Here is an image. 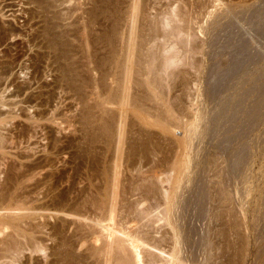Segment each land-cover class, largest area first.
<instances>
[{
    "label": "rangeland",
    "instance_id": "obj_1",
    "mask_svg": "<svg viewBox=\"0 0 264 264\" xmlns=\"http://www.w3.org/2000/svg\"><path fill=\"white\" fill-rule=\"evenodd\" d=\"M262 31L264 0H0V210L33 246L0 261L130 264L104 220L145 264H264Z\"/></svg>",
    "mask_w": 264,
    "mask_h": 264
},
{
    "label": "bare ground",
    "instance_id": "obj_2",
    "mask_svg": "<svg viewBox=\"0 0 264 264\" xmlns=\"http://www.w3.org/2000/svg\"><path fill=\"white\" fill-rule=\"evenodd\" d=\"M138 8V7H137ZM261 14V13H260ZM254 15V14H253ZM252 15V16H253ZM133 24V23H132ZM135 26V25H134ZM133 32V31H131ZM264 32V31H262ZM264 34V33H263ZM260 35V34H259ZM133 40V39H132ZM132 42V41H131ZM263 43V42H262ZM247 48L246 46H242L239 51H238V57L237 59L239 58L240 60L241 59H245V55H247ZM248 56V55H247ZM238 59V60H239ZM239 60V61H240ZM242 60V61H243ZM237 62L235 61V66H240L241 65V62ZM244 63H247V62H243V65ZM243 65H242V68H243ZM241 67V66H240ZM239 68L242 69V68ZM250 68V67H249ZM236 69V68H235ZM234 70V69H233ZM237 70V69H236ZM235 70V71H236ZM231 71V70H230ZM234 71H232V74H233ZM231 73V72H230ZM229 74V73H228ZM231 75V74H230ZM234 77V76H233ZM224 78V77H223ZM222 78V79H223ZM230 78V76H229ZM232 78V77H231ZM219 81V80H218ZM226 83L224 82V85ZM263 85V84H262ZM224 87V86H223ZM255 88V86H253ZM260 87V86H259ZM251 88V87H250ZM256 89V88H255ZM263 89V88H262ZM261 89V90H262ZM264 90V89H263ZM262 90V91H263ZM250 91V90H249ZM252 91V90H251ZM250 91V92H251ZM258 91V90H257ZM260 91V90H259ZM249 92V93H250ZM254 92V91H252ZM263 93V92H262ZM252 95V94H251ZM260 95V94H258ZM261 96V95H260ZM257 98V97H256ZM240 102V101H239ZM239 104V103H238ZM227 116V115H226ZM224 118V117H223ZM230 119V118H229ZM231 120V119H230ZM224 121V119H223ZM230 124V123H229ZM231 125V124H230ZM232 126V125H231ZM230 137V136H229ZM240 137V136H239ZM227 138V136H226ZM29 213V212H28ZM31 213V212H30ZM29 213V214H30ZM27 214L25 213H19L17 211H13V210H0V234H3L5 235L4 238H0V260L1 259H8L10 257V259H13V258H17V256H19L23 251H25L26 249H29V250H33V246L32 244L30 243H25L23 241L20 240V237H23V239L27 238V235L26 234H21L19 233V230H21V224L20 222L18 223L17 221L23 219L24 217H26ZM30 217V216H29ZM114 219V218H113ZM101 222H104L101 221ZM101 222H98L99 225L98 226H101V231L100 233L102 232L103 235L105 237V239L102 237V240L104 241H101V244L96 248L95 251V255L96 254H101L103 253V255H107V253H116L115 256H118L121 254H124V253H128L129 258L132 257V259L129 261H127L128 263L130 264H145L144 260H143V255H142V250L144 249L145 251L149 252L151 251L150 249H147L144 248V244L147 245V246H150L152 247L149 242H147L148 240L147 239H143L139 236L140 234H135V233H132V232H122V231H118L117 229H115L113 226H110V225H105ZM137 223V222H136ZM25 225V224H24ZM21 228V229H20ZM9 229H12L14 232H15V235L11 234L10 232L6 233L7 230ZM117 230V231H115ZM143 231V230H142ZM21 232V231H20ZM23 232V230H22ZM25 232V231H24ZM23 232V233H24ZM139 232V231H138ZM1 236V235H0ZM30 237V236H29ZM140 237V238H139ZM143 237V236H142ZM101 238V237H100ZM158 238V237H157ZM147 240V241H146ZM159 240V239H158ZM157 240V241H158ZM165 240V239H164ZM161 241V240H160ZM159 241V242H160ZM167 241V240H166ZM141 244H140V243ZM39 245V244H38ZM153 245V244H152ZM91 246V245H90ZM39 247V246H37ZM160 247V246H159ZM155 248V246H153V249ZM158 248V247H157ZM155 248V250L157 251L158 249ZM37 249V248H36ZM164 249V248H163ZM38 250V249H37ZM36 251V250H35ZM153 251V250H152ZM162 250H159V252H161ZM92 252V251H91ZM146 252V253H147ZM126 253V254H127ZM158 253V252H157ZM163 254H165L166 252H163ZM150 254H154V253H150ZM93 255V254H92ZM110 255V254H109ZM113 255V254H112ZM112 255L110 256L111 258ZM156 255V254H155ZM161 255L160 253L158 254V256ZM168 255V254H167ZM166 255V256H167ZM165 256V255H164ZM172 256V255H171ZM108 257V256H107ZM146 257V256H145ZM163 257V256H162ZM119 258V257H118ZM117 258V259H118ZM116 259V260H117ZM154 259V257H153ZM152 259V260H153ZM156 259H157V256H156ZM160 259V258H158ZM165 259V258H164ZM14 260V259H13ZM106 260V259H105ZM110 260V259H109ZM114 260V259H113ZM119 260V259H118ZM120 260H123V258H121ZM128 260V259H127ZM162 260V258H161ZM166 260V259H165ZM172 260V259H171ZM12 261V260H11ZM155 261V259H154ZM164 261V260H163ZM162 261V262H163ZM113 262V261H112ZM152 262V261H151ZM4 264V262L0 261V264ZM106 263L108 264V261H106ZM105 263V264H106ZM123 263V262H122ZM153 263H156V262H152L151 264ZM161 263V261H160ZM164 263V262H163ZM166 263V262H165ZM119 264V263H118ZM157 264V263H156Z\"/></svg>",
    "mask_w": 264,
    "mask_h": 264
}]
</instances>
